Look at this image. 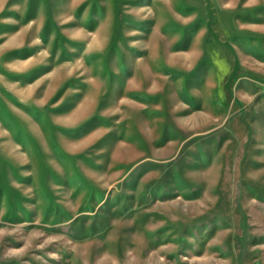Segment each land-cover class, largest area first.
Returning a JSON list of instances; mask_svg holds the SVG:
<instances>
[{"label": "rangeland", "instance_id": "374dc122", "mask_svg": "<svg viewBox=\"0 0 264 264\" xmlns=\"http://www.w3.org/2000/svg\"><path fill=\"white\" fill-rule=\"evenodd\" d=\"M0 264H264V0H0Z\"/></svg>", "mask_w": 264, "mask_h": 264}]
</instances>
